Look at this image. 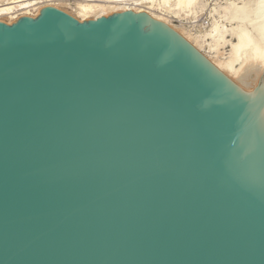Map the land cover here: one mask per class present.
Here are the masks:
<instances>
[{"label":"water","instance_id":"water-1","mask_svg":"<svg viewBox=\"0 0 264 264\" xmlns=\"http://www.w3.org/2000/svg\"><path fill=\"white\" fill-rule=\"evenodd\" d=\"M263 108L144 11L0 21V264H264Z\"/></svg>","mask_w":264,"mask_h":264},{"label":"bare ground","instance_id":"bare-ground-1","mask_svg":"<svg viewBox=\"0 0 264 264\" xmlns=\"http://www.w3.org/2000/svg\"><path fill=\"white\" fill-rule=\"evenodd\" d=\"M210 1V0H209ZM0 0V21L11 24L20 16L35 17L54 6L79 22L109 13L146 12L190 43L224 76L245 91L264 96V0ZM70 10H68L67 8ZM201 14L206 28L189 25ZM170 19H176L172 23ZM228 46L223 52L222 48ZM264 130V108L258 123Z\"/></svg>","mask_w":264,"mask_h":264},{"label":"rangeland","instance_id":"rangeland-1","mask_svg":"<svg viewBox=\"0 0 264 264\" xmlns=\"http://www.w3.org/2000/svg\"><path fill=\"white\" fill-rule=\"evenodd\" d=\"M209 1V0H208ZM213 0H210L209 2H212ZM67 8V7H66ZM68 10H70L69 8H67ZM171 21H172V23H177V21H176V19H170ZM207 22H208V20L206 19V15L205 14H201L196 20H188V21H186V25L187 26H189L190 24L191 25H201V27L204 29V28H206V26L208 25L207 24ZM228 46L226 45V46H224L223 48H222V50H223V52H226L227 50H228ZM203 55V54H202ZM204 56V55H203Z\"/></svg>","mask_w":264,"mask_h":264}]
</instances>
